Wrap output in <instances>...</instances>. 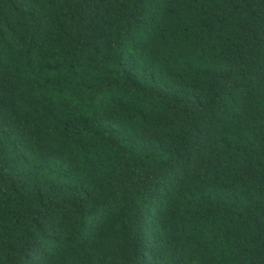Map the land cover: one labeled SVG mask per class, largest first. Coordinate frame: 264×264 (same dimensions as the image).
I'll return each instance as SVG.
<instances>
[{
	"label": "trees",
	"instance_id": "obj_1",
	"mask_svg": "<svg viewBox=\"0 0 264 264\" xmlns=\"http://www.w3.org/2000/svg\"><path fill=\"white\" fill-rule=\"evenodd\" d=\"M0 264H264V0H0Z\"/></svg>",
	"mask_w": 264,
	"mask_h": 264
}]
</instances>
